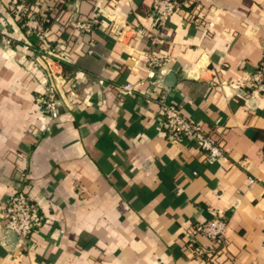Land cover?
Segmentation results:
<instances>
[{
    "label": "crops",
    "instance_id": "1",
    "mask_svg": "<svg viewBox=\"0 0 264 264\" xmlns=\"http://www.w3.org/2000/svg\"><path fill=\"white\" fill-rule=\"evenodd\" d=\"M154 1L0 0V215L25 173L48 219L21 249L0 233V264H264V93L240 89L261 61L264 0H180L163 29ZM36 10L68 56L56 120L36 111L43 77L24 51ZM89 19L92 32L76 29ZM153 39L170 101L226 152L212 165L196 142L167 141L138 85L157 73L145 61ZM126 83L137 91L120 98ZM210 208L230 218L222 256L193 251L210 246L196 233Z\"/></svg>",
    "mask_w": 264,
    "mask_h": 264
},
{
    "label": "built area",
    "instance_id": "2",
    "mask_svg": "<svg viewBox=\"0 0 264 264\" xmlns=\"http://www.w3.org/2000/svg\"><path fill=\"white\" fill-rule=\"evenodd\" d=\"M74 1L57 0V4L60 9H67V7L70 8L73 5ZM182 6L183 2L178 0H155L152 8L155 26L163 29ZM44 18V13L36 10L29 13L24 20L23 26L28 34L24 51H27L30 55L28 70L43 77L40 80L42 88L37 91L35 98L36 111L51 120H56L61 114L62 103L59 97L65 84V77L62 73L57 72L56 68H61L68 61V56L60 51L59 46L51 42L44 25ZM93 23L94 20L89 19L77 21L74 24L78 31L90 33L93 31ZM156 43V39H153L151 47L146 51L145 61L149 69L157 73L155 72L156 74L150 79L140 81L138 85H149L144 97L149 102L157 103L161 117L160 124L167 141L174 144L185 141L196 142L201 149L204 162L207 165H212L224 158L226 152L212 131L205 130L199 123L184 115L175 102L170 101L163 81L167 61L156 55V48L153 46ZM99 84L103 86L105 83L100 80ZM211 85L216 88L217 83L213 81ZM233 88L235 87L233 86ZM116 89L120 98H127L136 93L137 85L126 83L117 85ZM240 89L264 93V49L256 72L251 75L244 85H241ZM69 94L75 97L73 91H70ZM193 174L194 176L198 175L197 172ZM27 180L25 173L20 174L17 188L10 196L0 215L1 229L14 232L18 236L19 240L16 248L19 249L26 247L30 236L48 222L39 204L30 199L26 190ZM208 211L209 217L199 225L196 233L205 236L210 241V246L206 250L196 247L193 251L197 255L222 256L227 245V230L230 218L224 211L213 208ZM189 239L192 244H196L194 234H191ZM0 243H3L2 238H0Z\"/></svg>",
    "mask_w": 264,
    "mask_h": 264
},
{
    "label": "water",
    "instance_id": "3",
    "mask_svg": "<svg viewBox=\"0 0 264 264\" xmlns=\"http://www.w3.org/2000/svg\"><path fill=\"white\" fill-rule=\"evenodd\" d=\"M169 80H173L175 79V76L174 74L171 72L169 73L168 75V78ZM172 80H171V83H172ZM167 83V82H166ZM168 86L171 85L170 83L167 84ZM1 236L6 240V244H7V247L8 249H14L18 243V236L14 233V232H11V231H8V230H1Z\"/></svg>",
    "mask_w": 264,
    "mask_h": 264
},
{
    "label": "trees",
    "instance_id": "4",
    "mask_svg": "<svg viewBox=\"0 0 264 264\" xmlns=\"http://www.w3.org/2000/svg\"><path fill=\"white\" fill-rule=\"evenodd\" d=\"M178 1H180V0H178ZM24 21V20H23Z\"/></svg>",
    "mask_w": 264,
    "mask_h": 264
}]
</instances>
